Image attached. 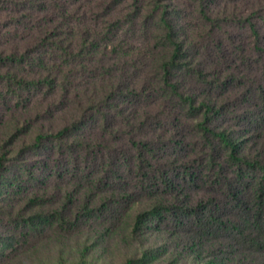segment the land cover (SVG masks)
Segmentation results:
<instances>
[{"label": "trees", "instance_id": "trees-1", "mask_svg": "<svg viewBox=\"0 0 264 264\" xmlns=\"http://www.w3.org/2000/svg\"><path fill=\"white\" fill-rule=\"evenodd\" d=\"M0 85V258L264 264V0H0Z\"/></svg>", "mask_w": 264, "mask_h": 264}, {"label": "rangeland", "instance_id": "rangeland-1", "mask_svg": "<svg viewBox=\"0 0 264 264\" xmlns=\"http://www.w3.org/2000/svg\"><path fill=\"white\" fill-rule=\"evenodd\" d=\"M3 86L0 85V97L3 94ZM1 106V105H0ZM6 132L5 130L0 131V135L2 136ZM2 139L0 138V141ZM47 174L43 175L39 180V184L43 181L47 182V192L51 193L55 187V181L49 180L46 178ZM33 183V182H32ZM45 189V191H46ZM27 195L19 194L5 197V201L2 205L8 206V211L12 208L20 210L22 204L28 201ZM52 200L41 203L42 210L45 213L53 210L51 206ZM12 206V207H10ZM21 207V208H20ZM25 209V208H23ZM59 239L54 229L47 230L46 232L41 233L39 238L40 248L35 251L32 255L27 256L25 259L21 261H13L9 260V257L3 256L0 258V264H57V260L59 257H63L66 260V264H77L80 259H87L88 261H93V264H121L123 259H125L126 253L124 251H119L114 255H107L106 259L101 258L103 254L97 250L93 251L91 254L84 255L82 249L85 247V243L88 242V237L77 235L75 238L67 240L63 243H58L56 240ZM5 252V251H1ZM132 255V254H130Z\"/></svg>", "mask_w": 264, "mask_h": 264}]
</instances>
